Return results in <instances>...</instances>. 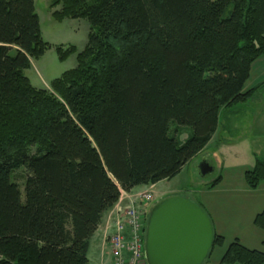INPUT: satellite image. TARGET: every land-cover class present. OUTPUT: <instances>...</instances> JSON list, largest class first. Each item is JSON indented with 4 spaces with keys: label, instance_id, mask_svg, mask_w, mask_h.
<instances>
[{
    "label": "trees",
    "instance_id": "16d2710c",
    "mask_svg": "<svg viewBox=\"0 0 264 264\" xmlns=\"http://www.w3.org/2000/svg\"><path fill=\"white\" fill-rule=\"evenodd\" d=\"M52 5L61 6L54 19L89 27L80 53L55 48L59 60L75 54L76 66L50 82L54 94L24 74L50 46L34 0H0V264H87L88 240L120 193L176 177L220 112L259 88L242 93L264 56V0ZM254 158L244 173L251 190L264 182V155ZM19 168L28 172L23 200L11 180ZM254 225L264 229V213ZM213 240L211 253L224 244ZM218 263L264 264V252L234 240Z\"/></svg>",
    "mask_w": 264,
    "mask_h": 264
},
{
    "label": "rangeland",
    "instance_id": "374dc122",
    "mask_svg": "<svg viewBox=\"0 0 264 264\" xmlns=\"http://www.w3.org/2000/svg\"><path fill=\"white\" fill-rule=\"evenodd\" d=\"M52 4L53 0H34L35 12L39 17L41 38L44 43L46 42L50 46L45 50L43 56L30 61L31 67L25 70L24 74L29 78L31 85L34 87L37 86V89L49 91L54 94L50 82L58 79L62 73L76 66L75 54L69 56L65 60H59L55 48L61 47L63 50H66L69 46H74L77 52L80 53L87 42L86 37L89 32V27L87 21L81 18L78 20L67 18L63 21L54 19L52 14L55 11H59L61 6L58 5L54 7ZM228 12L226 16H228ZM263 110L264 90L255 93L254 96L246 102L238 103L229 109L222 110L220 112L219 127L215 138L206 147V150L195 157V159H193L194 161L190 162L188 166L185 167L177 180L160 181L154 188L143 189L153 197L148 207L150 208L156 200L167 197V195L183 196L197 203L195 201L198 200V197L191 191H196L198 186L203 183L212 182V180L220 174L219 169L222 165H234L236 163L245 165L246 162L254 163V154L264 155V136H261L259 139L258 137L254 139L253 135H247L245 140H241L242 142L236 143L235 141L236 144L233 145L230 155L232 156L230 159L233 161H229L227 155L224 154V148L221 150L215 148L216 138L220 137L218 135L221 130L224 131L227 138L231 139L235 138V135L239 133V135H242V133L249 134L247 131H256L258 129L263 132ZM189 133L190 130L184 128L179 134L180 140H186ZM172 134H174V129H172ZM35 151V146H32L29 155H34ZM214 151L219 161L214 159L212 154ZM203 161L209 163L212 168V173L204 176L199 175L197 170L198 166ZM27 175L28 172L24 168L17 169L11 175V180L18 185L19 191H21V200L24 199L23 188ZM135 192L137 191L135 190ZM215 252H218V250ZM204 264L206 263L204 262Z\"/></svg>",
    "mask_w": 264,
    "mask_h": 264
},
{
    "label": "crops",
    "instance_id": "0c3cea01",
    "mask_svg": "<svg viewBox=\"0 0 264 264\" xmlns=\"http://www.w3.org/2000/svg\"><path fill=\"white\" fill-rule=\"evenodd\" d=\"M248 77V80H246L242 87V93L254 89V87H259L257 88V92L264 90V56L256 59L252 63ZM262 116H264V110ZM217 131L218 129L211 136L209 143L201 152H199V154L206 150V147L215 138ZM263 132L258 129L256 131H247L249 134L242 133V135H239V133L235 135V138L231 139L227 138L224 131L221 130L218 135L220 137L216 138L215 148L220 150L224 148V154L227 155L229 161H233L230 159V157H232L230 155L234 144L245 140L247 135H253L254 139L256 137L259 139L261 136H264ZM199 154L195 157L199 156ZM212 154L214 159L218 160L215 151ZM195 157L192 158L188 164L194 161L193 159H195ZM188 164L181 169L176 177L167 181H176ZM253 164L254 163L246 162L245 165L237 163L234 165H222L219 169L220 174L217 176L220 177L217 185L212 187V189H208L207 185L211 182L203 183L198 186L196 191H191L198 197V200L195 202L203 207L207 215L210 217L214 233L222 237L224 240L222 247H215L212 250L211 255L205 260L206 264H219L218 262L225 253L226 247L234 240H239L241 245L248 250L264 252V229L258 228L254 225L256 217L261 213H264V182L259 183L256 189L251 190L244 181V173L246 172V169L251 168ZM156 184L157 183L154 185L137 186L129 193H132L135 190L139 191L147 188H154ZM106 213L107 212L102 214L96 231L88 240V251L86 253L88 260L87 264H111L108 249L104 244L106 235L104 233V217ZM216 250H218V252H215Z\"/></svg>",
    "mask_w": 264,
    "mask_h": 264
},
{
    "label": "water",
    "instance_id": "95a60500",
    "mask_svg": "<svg viewBox=\"0 0 264 264\" xmlns=\"http://www.w3.org/2000/svg\"><path fill=\"white\" fill-rule=\"evenodd\" d=\"M199 175L212 173L205 161ZM144 236L146 264H204L214 243L206 211L183 196L167 195L150 207Z\"/></svg>",
    "mask_w": 264,
    "mask_h": 264
},
{
    "label": "built area",
    "instance_id": "2783aa9c",
    "mask_svg": "<svg viewBox=\"0 0 264 264\" xmlns=\"http://www.w3.org/2000/svg\"><path fill=\"white\" fill-rule=\"evenodd\" d=\"M119 198L104 217V244L111 264H146L144 231L153 197L143 190L121 192Z\"/></svg>",
    "mask_w": 264,
    "mask_h": 264
}]
</instances>
